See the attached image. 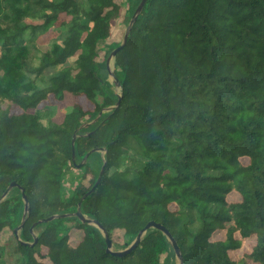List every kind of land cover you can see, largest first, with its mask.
I'll use <instances>...</instances> for the list:
<instances>
[{"label": "trees", "instance_id": "obj_1", "mask_svg": "<svg viewBox=\"0 0 264 264\" xmlns=\"http://www.w3.org/2000/svg\"><path fill=\"white\" fill-rule=\"evenodd\" d=\"M123 2L0 0V198L17 185L0 264H178L158 230L118 256L71 216L33 242L34 223L80 202L115 252L153 221L181 264H264V0H146L112 61L116 93L119 44L97 57ZM139 2L125 0L127 23ZM74 134L76 164L102 158L76 167Z\"/></svg>", "mask_w": 264, "mask_h": 264}, {"label": "water", "instance_id": "obj_2", "mask_svg": "<svg viewBox=\"0 0 264 264\" xmlns=\"http://www.w3.org/2000/svg\"><path fill=\"white\" fill-rule=\"evenodd\" d=\"M146 0H140L138 6L136 7L135 11H134V14L132 15L128 25H127V28L123 34V38H122V41L121 43L119 44V46L117 48H115L111 53L110 55L107 57L106 61H105V66H106V71H107V74H108V77L112 78L114 84H115V87L118 89V90H121V86L117 80V78L114 76L113 74V70H110L109 68V64H110V61H113L116 53L124 46L126 40H127V35H128V32H129V29H130V26L132 25V23L134 22L135 18L139 15V13L141 12L144 4H145ZM118 105V103L116 104V106ZM113 108H108V109H104L102 112H109L110 110H112ZM102 112L97 116L96 120L101 116ZM76 134V133H75ZM73 136L72 138V141H71V147H72V151H71V160L73 162V164L76 166V167H81L83 165H85L86 161H87V158L92 154V153H95V152H98V153H105V150L100 148V149H93L91 150L90 152H88L81 160V162L79 164H76L75 163V154H74V142H75V139H76V136ZM104 166H105V162H103L101 168H100V171H99V174H98V177L96 179V183L94 184V186L90 189V191L85 194L81 201L87 197L94 189V187L96 186V184L100 181V178H101V175H102V171L104 169ZM14 187H17L16 184L14 183H11L7 189L5 190V192L2 194L1 198H0V202L3 201L5 199V197L8 195V193L11 191L12 188ZM20 193H21V197H22V201H23V204H24V209H23V214H22V219H21V223L20 225L15 228L13 230L15 236H16V239L20 242V243H23L21 242V240L19 239V236H18V232L22 229L23 225H24V222H25V218H26V214L28 213V202H27V199L23 193V190L20 189ZM80 207H81V202L77 205V208H76V211L74 213H71V214H68V215H61V216H58V215H53V216H50L46 219H41L39 221H37L36 223H34L31 228H30V233L33 235L34 237V241H36L37 237L33 234V229L37 226V225H40V224H46V223H49L57 218H63V217H66V216H71V217H76L80 222H85L87 224H90V225H94L95 227H97L100 232L102 233L104 239H105V243H106V252L108 253H111V254H114V255H122L126 252H129V251H132L136 248V246L139 244V242L142 240L143 236L145 235V233L149 230H158L160 231L165 237L166 239L168 240V242L170 243L172 249H173V252H174V255H175V259L177 261L178 264H181L182 262V259H181V255H180V252H179V249L175 243V241L173 240L172 236L169 234V232L159 223H155L153 221H150L148 222L136 235L134 241L130 244V246L123 250V251H113L112 250V244H111V241L109 240L108 238V235L106 234V232L98 225L97 221L95 220H90V219H87L82 213H81V210H80Z\"/></svg>", "mask_w": 264, "mask_h": 264}, {"label": "rangeland", "instance_id": "obj_3", "mask_svg": "<svg viewBox=\"0 0 264 264\" xmlns=\"http://www.w3.org/2000/svg\"><path fill=\"white\" fill-rule=\"evenodd\" d=\"M126 9H127V6H126V3H125V0L124 2L122 3V13H121V17L119 18V20H117L113 26V29H112V34H111V37L104 43H101L99 45V50H98V57H97V61L98 62H102L103 59H104V52L107 51V47L109 45H112V44H120L121 41H122V38H123V34L127 28V25L128 23L125 21V17H126ZM109 68L110 70H113V66H112V61H110V64H109ZM108 81L110 83H113V80L112 78L108 77ZM116 93H118V89L115 87L114 88ZM59 105H61V103H59ZM105 113V112H102V114ZM92 124V122L90 123ZM103 156V153L101 154V158ZM80 175L81 174V171H73L71 173V175H73V177H75V175ZM70 178H72L70 176ZM33 234L36 236L37 234V230H33ZM5 264H11L10 261L8 260L7 257H5Z\"/></svg>", "mask_w": 264, "mask_h": 264}]
</instances>
